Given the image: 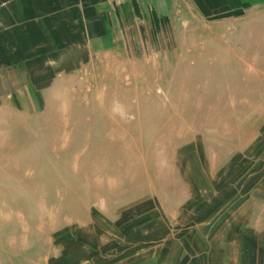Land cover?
<instances>
[{
  "label": "rangeland",
  "instance_id": "374dc122",
  "mask_svg": "<svg viewBox=\"0 0 264 264\" xmlns=\"http://www.w3.org/2000/svg\"><path fill=\"white\" fill-rule=\"evenodd\" d=\"M253 31V41L236 42L252 72L228 70L217 78L219 91L206 96L230 94L232 103L206 105L203 118L188 102L214 83L194 65L199 56L187 58L186 66H161L157 58V65L136 71L116 56L80 74L74 102L49 109L72 121L45 122L47 129L77 131L70 139L79 168L60 169L56 189H48L35 178L36 137L29 168L20 153L0 154V264H21L29 251L39 264L56 253L58 264H134L166 241L203 240L202 231L218 224L230 230L233 221L243 228L263 223L262 25ZM219 44L213 48L227 51ZM238 97L254 104L235 105ZM50 133L42 144L64 149ZM22 192L48 199L28 200ZM30 242L46 248H26Z\"/></svg>",
  "mask_w": 264,
  "mask_h": 264
},
{
  "label": "crops",
  "instance_id": "0c3cea01",
  "mask_svg": "<svg viewBox=\"0 0 264 264\" xmlns=\"http://www.w3.org/2000/svg\"><path fill=\"white\" fill-rule=\"evenodd\" d=\"M256 25H262L264 41V0H0V154L20 153L26 156L21 164L26 160L29 168V159L35 160L31 144L38 142L35 178H43L37 184L48 189L61 178L60 169L77 170L79 157L70 139L77 131L67 125H60L61 131L45 128V122H69L72 116L49 109L57 105L61 110L70 98L74 102L72 90L80 88V74L116 56L124 57L132 71L157 65V58L161 66H186L187 58L199 56L194 65L214 83L202 86L201 96L188 102L199 106L203 118L206 105L232 103L230 94L224 100L206 96L210 89L219 91L217 78L228 70L252 72L247 53L237 54L236 42L253 41ZM216 44L227 51L213 48ZM232 57L247 63L237 65ZM249 99L238 97L234 103L254 104ZM260 103L264 105V99ZM47 130L64 149L61 144L53 149L42 144ZM21 196L48 199L46 194ZM245 225L233 221L230 230L212 226L202 231L203 240L166 241L134 264H264V222ZM43 245L30 242L26 248H46V242ZM29 252V260L21 264H39L34 251ZM55 256L47 264L61 262V254Z\"/></svg>",
  "mask_w": 264,
  "mask_h": 264
}]
</instances>
